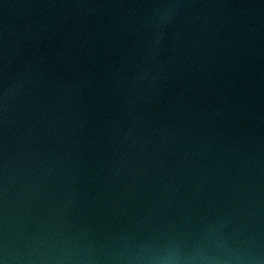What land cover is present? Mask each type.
Segmentation results:
<instances>
[{"label": "water", "instance_id": "obj_1", "mask_svg": "<svg viewBox=\"0 0 264 264\" xmlns=\"http://www.w3.org/2000/svg\"><path fill=\"white\" fill-rule=\"evenodd\" d=\"M264 252V133L184 0H0V261Z\"/></svg>", "mask_w": 264, "mask_h": 264}, {"label": "clouds", "instance_id": "obj_2", "mask_svg": "<svg viewBox=\"0 0 264 264\" xmlns=\"http://www.w3.org/2000/svg\"><path fill=\"white\" fill-rule=\"evenodd\" d=\"M0 264L4 262L0 261ZM57 264H89V262L85 259L80 261L65 259L57 261ZM116 264H264V252L259 249L253 250L246 243H241L219 257L181 260L171 253L159 256L146 254L116 262Z\"/></svg>", "mask_w": 264, "mask_h": 264}]
</instances>
